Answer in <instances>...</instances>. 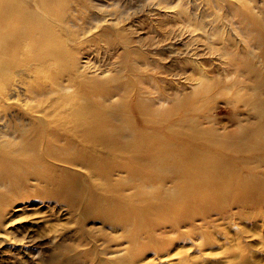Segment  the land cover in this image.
I'll return each mask as SVG.
<instances>
[{
    "label": "rangeland",
    "instance_id": "rangeland-1",
    "mask_svg": "<svg viewBox=\"0 0 264 264\" xmlns=\"http://www.w3.org/2000/svg\"><path fill=\"white\" fill-rule=\"evenodd\" d=\"M51 4L62 14L60 27L66 28L58 32L54 27L53 42L80 35L74 30L96 25L103 30L82 47H72L74 57L88 68L87 76L62 71L47 78L50 63L37 65L31 95L37 103H70L76 111L92 97L108 135L79 144L67 130L46 139L40 153L20 143L0 147V264H45L57 244L74 243L75 221L82 228L76 237L99 244L113 240L101 254L111 253L108 260L114 264H127L129 255L146 243L144 233L135 245L129 238L150 228L137 218L188 193L194 195L188 198L191 215L176 229L183 235L167 228L165 239L173 245L161 251L159 261L143 247L138 264H177L183 253L191 264H264V215L234 203L252 175H264V0ZM52 27L43 32L49 35ZM1 94L7 91L0 85ZM9 112L16 116L22 109ZM24 121H29L26 114ZM17 125L11 122V127ZM27 136L39 140L36 132ZM60 138L57 146L63 149L56 150L52 142ZM62 158L73 160V168L52 160ZM221 192L229 193L225 205L199 207V201L205 205L201 201ZM253 194L255 205L259 194ZM52 208L62 209L56 214ZM10 221L16 225L4 238ZM105 225H115L114 230L106 232ZM55 226L67 229L59 240L49 232ZM193 226L204 228L190 236ZM97 231L105 236L87 233ZM150 243L159 250L157 239Z\"/></svg>",
    "mask_w": 264,
    "mask_h": 264
},
{
    "label": "bare ground",
    "instance_id": "bare-ground-1",
    "mask_svg": "<svg viewBox=\"0 0 264 264\" xmlns=\"http://www.w3.org/2000/svg\"><path fill=\"white\" fill-rule=\"evenodd\" d=\"M51 1L52 0H0V29H3L0 30V61L1 64L3 63L0 67V85L7 91V95H0V124L5 123V125L0 126V147L10 148L16 143H20L21 146L30 145L31 148H39L40 153V149L44 146L46 139H56L58 134L64 135L67 130L77 135L80 139L79 144H92L105 139L108 135V132H104L102 128V120L101 116H99L101 114L98 110L97 113L93 110L94 105L92 97L85 98L87 101L85 103L82 102L76 111L70 103H64L58 99L52 104L45 102L37 103L35 97L31 95L30 84L34 80L32 72L33 67L37 65L50 63L52 69L47 73V78L51 77L54 73L62 71L84 77L85 71L88 70V68L86 69L85 66L82 65L83 63H80V60L74 57L72 54V47H76V45L82 47L87 38L94 34H99V32L103 30L102 25H96L93 30H74V32H79L80 35L77 37L70 36L65 39V41L60 40V44L53 42L52 39L57 35V31L54 27L59 28L58 32L66 28L60 27L61 25L58 22L62 23V14L54 11ZM35 22L38 23L35 24ZM49 24L53 25V27L50 29L48 35L43 31L48 29L47 27ZM103 24L105 23L103 22ZM17 46L18 48L14 51ZM22 49H24L23 53H20ZM85 65H89L88 61H86ZM88 81L93 83L95 79L90 78ZM13 97L18 100L12 101L11 99ZM73 98L80 99V96L73 94ZM15 107L22 109V114H16V116H14L13 112L8 113V111H12ZM25 114L29 117V121L26 123L24 121ZM13 121L17 122L18 125L11 127V122L13 123ZM32 132L38 134V141L32 142L29 136H27ZM22 138L25 140L21 141ZM62 138H60L58 142H52L54 149H63L62 146H57ZM21 151L30 154L23 149H21ZM52 160H54V162L68 163L70 167L73 166L74 162L73 160L65 158ZM74 169L77 171L83 170L82 167L79 166H76ZM245 176L247 177L249 175L245 173ZM252 176L251 182L248 181V183L243 185V189L240 190L241 192L238 196L236 194L237 198L234 203L244 209H246V205H248V210L252 207V209L256 211L259 210L258 214L264 215L262 213L264 210V175L262 174L259 176V174H254ZM240 179H242V177L238 176L237 183ZM253 192L259 194L258 203H255V205H252L251 202L252 197L255 196ZM192 196L194 195L190 193L182 194L179 199H173L167 206L163 204L156 206L155 208H163L157 209L154 214L150 212L152 211L150 210L152 207L151 205L146 207V210L151 213V215L139 217L137 220L147 224L150 228H148L147 231H144V228H140L136 234L129 238L131 240L130 244L135 245L136 241L142 239L140 233H144L142 236L146 240V243L138 246L136 254L129 255L127 264H138V256L141 254L140 251L143 247L147 251L151 250L154 252L152 255L154 257L153 261H159L160 257L158 255L161 254V251L173 245V240L165 239L167 234L165 230L167 228L170 229L171 233L176 236L183 235L182 232L176 229L180 227L185 218L191 215L187 205L192 199L188 198ZM228 198V192H221L217 198L209 196L206 201H201L205 205H200L199 201V207L211 206L212 209L215 210V205L222 207L226 204ZM181 201L182 203H180ZM186 201L187 204H185ZM54 209L55 208L50 209V213L58 210L56 214H60L59 211L62 208ZM38 211L39 210L33 211L35 216L39 215ZM193 214L196 215V213ZM30 216L32 215L25 216L20 222L16 223L25 222V220L30 219ZM16 223L10 221L6 224L3 230V234L5 235L4 238L8 236V233L12 234V232H10L11 230L8 229L15 227ZM114 226L115 225L108 227L105 225L104 230L106 232L113 231ZM154 228L161 231L155 233L152 231ZM202 228H204V226H193L188 232L191 233L190 236H192L196 232L201 231ZM81 229L82 228L78 227V223L75 221V225L72 229L75 235L74 243L69 244L60 242L61 244H57L52 251L53 254H50L51 256H49V258H45V264H114L115 262L108 260V256L111 255V253L101 254L103 246L105 245L106 248H110L113 240H104L103 243L99 244L88 239L76 237V235L81 232ZM5 230L8 232L6 233ZM65 230L67 229L62 226H55L50 227L49 232L54 240H59ZM87 233H95L102 237L105 236V234H102L100 231ZM153 239H157V248L159 249L157 251L153 249L150 243ZM180 246H183V244ZM202 247L203 244L198 246L201 254ZM178 256L179 259L177 264H191L187 259L188 256L186 253L179 254ZM140 264H146L145 260ZM148 264L153 263L150 262Z\"/></svg>",
    "mask_w": 264,
    "mask_h": 264
}]
</instances>
